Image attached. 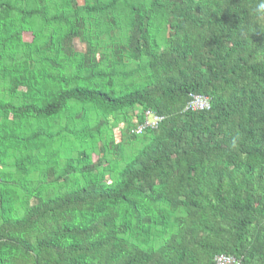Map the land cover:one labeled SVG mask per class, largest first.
Segmentation results:
<instances>
[{"label": "trees", "instance_id": "16d2710c", "mask_svg": "<svg viewBox=\"0 0 264 264\" xmlns=\"http://www.w3.org/2000/svg\"><path fill=\"white\" fill-rule=\"evenodd\" d=\"M82 1L0 0V264H264L258 0ZM137 108L162 119L134 134ZM109 116L137 150L110 141L103 166L81 149L55 177L68 135L96 143Z\"/></svg>", "mask_w": 264, "mask_h": 264}, {"label": "rangeland", "instance_id": "374dc122", "mask_svg": "<svg viewBox=\"0 0 264 264\" xmlns=\"http://www.w3.org/2000/svg\"><path fill=\"white\" fill-rule=\"evenodd\" d=\"M77 3L79 5L83 4L82 0H77ZM167 30V29H166ZM167 32V31H166ZM112 33L114 34V40L113 42L115 44H122L124 39H123V34L120 32H118V30H113ZM166 36V35H165ZM23 38L25 41H29L31 39L30 34L28 33H24L23 34ZM117 38V39H116ZM103 43V40L101 41V45ZM104 45H107V40H104ZM109 43H108V47H109ZM72 48L73 51L76 53H84L85 52V45L82 41H79L77 38H75L72 42ZM102 47H100L99 51H102ZM98 52V50H97ZM99 53V52H98ZM98 53L96 54V57L98 58ZM108 54V53H107ZM126 61V60H124ZM127 62V61H126ZM129 63L131 66L133 65L132 63ZM103 65L105 66V63H103ZM5 82L1 79L0 77V101L1 100H5V101H9L8 95L5 93ZM20 91H24L23 88L19 89ZM12 103H16L17 99L16 98H12L11 99ZM139 111V109L137 108L135 111L131 112H127L126 114L130 117L129 121L130 123L134 126L137 125V121H136V117L135 114ZM116 122L115 126H112V124ZM106 126L105 128H103L101 135L97 136L96 139V143H90L89 141L86 142V144L84 145H80L78 142H75L74 139H72L73 137L68 135V139L66 141L72 142L73 145L71 147H69V150L71 151L70 154H64L60 157L59 160V169L58 172L56 173L55 177H59L60 175L63 174V165L65 164V155L68 156H76L78 151H80L81 149H85L86 153H89L91 156V161L94 162L96 160H100L102 161V165L105 166L108 162L112 161L114 159V156L108 152L107 148H108V144L110 141H112L114 143V145L119 144L122 145L121 150L119 149L118 152H116L117 154H119L121 157H129L131 156L139 147V142H137L136 139L132 138L131 136H129L127 133L124 132V127H125V123L124 121L121 122V120H117L115 121L114 117L109 116L106 118ZM66 146V145H65ZM100 148H102V150L100 151ZM0 170L3 171H8L11 172L12 174H14V168L11 166V163L8 162L7 165L1 166L0 165ZM38 173H32L29 175L30 179L32 180V184L31 187L35 186L36 183H38L39 179H38ZM15 175V174H14ZM104 180L106 182H110V176L108 175V173L104 174ZM16 177V176H14ZM61 181L58 182H53L51 183V186H53V189L57 190L59 189ZM20 194H24V191H19ZM155 243H157V240H155Z\"/></svg>", "mask_w": 264, "mask_h": 264}, {"label": "built area", "instance_id": "2783aa9c", "mask_svg": "<svg viewBox=\"0 0 264 264\" xmlns=\"http://www.w3.org/2000/svg\"><path fill=\"white\" fill-rule=\"evenodd\" d=\"M209 108L208 99L204 96L190 94V100L187 103L185 110L197 111L206 110ZM162 118L155 115L152 111L147 110L144 112V121L142 124L137 125L133 133L142 134L144 128H155ZM213 264H243L240 259H237L231 255L217 254L213 257Z\"/></svg>", "mask_w": 264, "mask_h": 264}, {"label": "clouds", "instance_id": "9594fccd", "mask_svg": "<svg viewBox=\"0 0 264 264\" xmlns=\"http://www.w3.org/2000/svg\"><path fill=\"white\" fill-rule=\"evenodd\" d=\"M254 12L258 18L264 19V0H258V3L255 4Z\"/></svg>", "mask_w": 264, "mask_h": 264}]
</instances>
